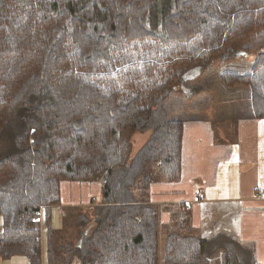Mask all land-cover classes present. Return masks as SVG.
Wrapping results in <instances>:
<instances>
[{"label":"trees","instance_id":"trees-1","mask_svg":"<svg viewBox=\"0 0 264 264\" xmlns=\"http://www.w3.org/2000/svg\"><path fill=\"white\" fill-rule=\"evenodd\" d=\"M263 45L264 0H0V259L42 264L44 227L47 264H210L218 250L219 264H257L225 237H194L187 210L160 256L147 193L180 177L183 121L165 103L196 71L254 50L248 74L221 81L247 88L264 120ZM63 181L102 196L62 218L74 236L58 242Z\"/></svg>","mask_w":264,"mask_h":264},{"label":"crops","instance_id":"crops-1","mask_svg":"<svg viewBox=\"0 0 264 264\" xmlns=\"http://www.w3.org/2000/svg\"><path fill=\"white\" fill-rule=\"evenodd\" d=\"M245 112V108L234 111L232 117L237 126L233 134V126L224 124L219 136L225 139L222 143L217 142L207 118L183 120L180 177L173 183L153 181L147 200L159 212L160 232L165 237L179 225L187 210L194 237H225L250 249L256 263L264 264V194H257L258 189L264 191V120L251 119ZM230 138L237 147L229 144ZM70 183L74 184L69 187L67 181L61 182V204L52 208L53 217L55 211L59 214L69 207H82L85 211L92 202L100 203L97 197L91 200L92 195L100 194L98 182ZM63 191L70 195L69 201ZM77 191L79 199H73ZM41 246L43 249L42 234ZM159 254H163L160 248Z\"/></svg>","mask_w":264,"mask_h":264},{"label":"rangeland","instance_id":"rangeland-1","mask_svg":"<svg viewBox=\"0 0 264 264\" xmlns=\"http://www.w3.org/2000/svg\"><path fill=\"white\" fill-rule=\"evenodd\" d=\"M255 47V46H254ZM264 48V45L262 46ZM258 47L256 46V49ZM249 55L234 58L233 60L226 63H214L208 69H200L190 75V79L187 81L185 88L176 89L173 95H171L166 103L165 108L170 119L187 120L199 118H207L211 121L214 135L218 143L224 142V138L219 137L222 134V127L225 123L233 126L230 132L234 133V128L237 126V120L234 119L233 113L238 108L246 109L245 116L250 117V95L247 88L240 87H225L221 81V76L228 77V74L244 75L248 74L251 70L252 64L255 60L254 50L249 51ZM148 139V134L137 133L132 137V153L138 152ZM229 144L237 147L234 139H229ZM234 165V163L232 164ZM152 174L154 177L158 176L159 173L155 166L151 165ZM221 175V170L219 178ZM74 183L68 182L67 185L71 187ZM100 184V183H99ZM221 184V182H219ZM77 185V184H76ZM101 185V184H100ZM62 188H66L65 182L62 184ZM102 189V187H101ZM63 194L66 196L67 201L70 200V195H67L65 191ZM80 192L77 191L73 199H79ZM102 194L92 195L91 200H95V197L101 199ZM94 203V202H93ZM82 207H69L67 210L59 211V214L55 211L54 217L52 215V224L54 228L59 230V237L57 236L58 242H64L71 238L74 233V227L71 222L64 224L62 218L70 221L71 216L78 212L84 211ZM2 224V218L0 217V226ZM64 227V229H62ZM62 229V230H61ZM42 234V245L43 250L46 247V236L44 227L41 228ZM214 235V234H213ZM212 235V236H213ZM165 235L159 232V248L160 253L163 252V244ZM42 256V264H47V261ZM222 258V251H216L210 264H219ZM0 264H29L27 258L24 256H12L9 259H0Z\"/></svg>","mask_w":264,"mask_h":264},{"label":"built area","instance_id":"built-area-1","mask_svg":"<svg viewBox=\"0 0 264 264\" xmlns=\"http://www.w3.org/2000/svg\"><path fill=\"white\" fill-rule=\"evenodd\" d=\"M257 194L258 195H263L264 194V191L262 190V189H258L257 190ZM200 195H198V197H199Z\"/></svg>","mask_w":264,"mask_h":264}]
</instances>
